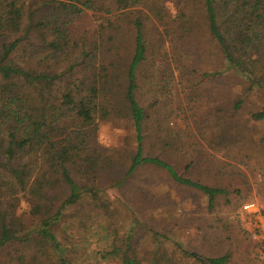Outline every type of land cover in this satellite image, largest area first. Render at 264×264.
<instances>
[{"label":"trees","instance_id":"trees-1","mask_svg":"<svg viewBox=\"0 0 264 264\" xmlns=\"http://www.w3.org/2000/svg\"><path fill=\"white\" fill-rule=\"evenodd\" d=\"M160 1L179 4L177 14ZM202 15L223 68L198 76L191 67L202 59L197 21ZM87 17L96 29L91 37L78 38L70 26ZM167 43L172 57L164 50ZM153 50L154 62L169 66L173 61L193 83L230 73L244 79V94L210 121L211 126L232 123L208 139L210 147L223 145L230 152L236 147L239 154L240 144L254 143L237 116L249 94L264 91V0H0V264H16L1 262L14 246L20 247V264H77L70 256L75 244L64 242L57 228L63 229L70 210L85 202L102 206L101 179L111 172L120 170L111 187L120 188L141 169H157L205 196L210 211L228 196L210 178L225 165L202 143L191 147L183 167L166 159L185 146L177 137L171 140L168 118H156L149 135L150 109L139 94ZM158 107L157 101L152 104L153 113L169 114ZM114 118L131 123L132 151L122 154L99 143L98 122ZM252 119L264 121V109ZM21 197L30 212L26 222L17 214ZM105 252L106 261L144 264L131 237L124 248L113 244ZM181 252L201 264L230 261L228 254L202 259ZM146 264L162 263L154 257Z\"/></svg>","mask_w":264,"mask_h":264},{"label":"rangeland","instance_id":"rangeland-1","mask_svg":"<svg viewBox=\"0 0 264 264\" xmlns=\"http://www.w3.org/2000/svg\"><path fill=\"white\" fill-rule=\"evenodd\" d=\"M159 4L172 15H176L180 7L169 1H160ZM197 21L199 48L203 54L191 68L198 76L200 72H219L223 68V56L214 41L209 39L208 18L202 15ZM70 29L82 38L91 37L96 27L93 19L87 17L74 20ZM170 46L167 43L164 50L172 57ZM155 58L157 53L145 68V84L139 94L141 104L150 109L149 135L152 136L157 127L156 118L161 121L168 118L167 124L174 134L171 140L177 137L181 146H185L180 154L166 155V159L183 164V167L191 147L197 148L196 143H202L215 160L220 161L219 164L225 165L224 172L210 178L229 194L220 198L214 210L210 211L205 196L178 186L157 169H141L120 188H111L120 170L111 172L100 183L102 191L99 198L103 207L96 201L85 202L70 210V218L63 229L57 228L64 242L75 244L70 245V256L77 264H119L118 260H103L105 250L113 244L124 248L131 237L135 254L144 264L154 257L159 258L162 264H201L182 254L181 250L198 254L202 259L228 254V264H263L259 246L247 233L255 219L243 213L240 205L256 203L264 208V121L252 119L254 113L264 109V91L256 89L249 94L237 116L254 143L240 144L241 154L236 147L232 152L223 145L210 147L208 138L222 133L232 123L211 126V119L216 112L233 106L246 91L247 82L230 73L204 81L198 78V83H193L189 79L193 77L184 74L182 67L173 61L167 66L159 60L154 62ZM160 71L163 73L158 75ZM157 76L161 79H156ZM156 101L169 114L153 113L152 104ZM98 125V140L104 148L118 149L122 154L136 148L133 128L127 119L114 118L98 122ZM237 191L240 195L236 194ZM17 214L24 222L28 221L30 212L24 197L19 200ZM17 248L14 246L8 250L1 262L16 261L20 264L17 259L21 252L20 247Z\"/></svg>","mask_w":264,"mask_h":264},{"label":"built area","instance_id":"built-area-1","mask_svg":"<svg viewBox=\"0 0 264 264\" xmlns=\"http://www.w3.org/2000/svg\"><path fill=\"white\" fill-rule=\"evenodd\" d=\"M243 213L253 216L255 224L249 229L250 238L256 242L261 250L262 260L264 264V215L262 209L256 203L244 205Z\"/></svg>","mask_w":264,"mask_h":264}]
</instances>
